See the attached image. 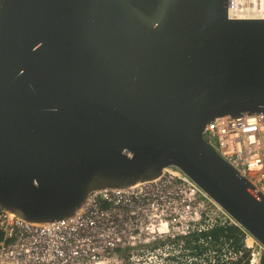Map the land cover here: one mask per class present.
<instances>
[{
    "label": "water",
    "instance_id": "95a60500",
    "mask_svg": "<svg viewBox=\"0 0 264 264\" xmlns=\"http://www.w3.org/2000/svg\"><path fill=\"white\" fill-rule=\"evenodd\" d=\"M264 112V19L228 0H0V207L36 222L176 166L264 246V195L210 146Z\"/></svg>",
    "mask_w": 264,
    "mask_h": 264
},
{
    "label": "built area",
    "instance_id": "2783aa9c",
    "mask_svg": "<svg viewBox=\"0 0 264 264\" xmlns=\"http://www.w3.org/2000/svg\"><path fill=\"white\" fill-rule=\"evenodd\" d=\"M239 2L264 16V0ZM202 135L264 195V112L215 116ZM233 226L239 245L211 234ZM0 232V264H264V246L172 165L152 179L91 190L72 214L50 221L0 207Z\"/></svg>",
    "mask_w": 264,
    "mask_h": 264
},
{
    "label": "bare ground",
    "instance_id": "6f19581e",
    "mask_svg": "<svg viewBox=\"0 0 264 264\" xmlns=\"http://www.w3.org/2000/svg\"><path fill=\"white\" fill-rule=\"evenodd\" d=\"M243 5H242V4ZM228 10L232 18H260L263 19L260 8L252 4H244L239 0H228Z\"/></svg>",
    "mask_w": 264,
    "mask_h": 264
},
{
    "label": "trees",
    "instance_id": "16d2710c",
    "mask_svg": "<svg viewBox=\"0 0 264 264\" xmlns=\"http://www.w3.org/2000/svg\"><path fill=\"white\" fill-rule=\"evenodd\" d=\"M211 234L216 239H218L220 235H225L227 238L234 237V241L236 245H239L241 239L239 236H237V234H240V229L237 228L236 226L228 227L227 234L224 233L223 228H216L211 232ZM1 237H2V233L0 232V239ZM243 264H246V262H243Z\"/></svg>",
    "mask_w": 264,
    "mask_h": 264
}]
</instances>
